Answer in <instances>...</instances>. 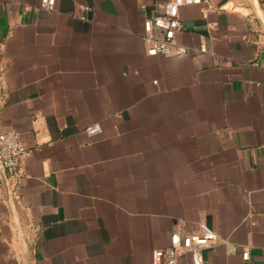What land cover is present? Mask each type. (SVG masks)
<instances>
[{"label": "crops", "instance_id": "obj_1", "mask_svg": "<svg viewBox=\"0 0 264 264\" xmlns=\"http://www.w3.org/2000/svg\"><path fill=\"white\" fill-rule=\"evenodd\" d=\"M170 1L0 0V131L30 151L0 264H154L201 223L204 264H264V0L183 6L181 52L150 56Z\"/></svg>", "mask_w": 264, "mask_h": 264}, {"label": "built area", "instance_id": "obj_2", "mask_svg": "<svg viewBox=\"0 0 264 264\" xmlns=\"http://www.w3.org/2000/svg\"><path fill=\"white\" fill-rule=\"evenodd\" d=\"M57 0H40L41 8L47 11L55 9ZM208 0H171L163 10L145 21L144 39L148 44L147 52L150 56H170L180 53L177 45V34L182 29L180 9L187 5L207 4ZM83 10H87L85 6ZM89 136L102 133L100 126L87 129ZM30 151L20 136L11 130L0 131V181L7 174L19 172L21 162ZM218 240V235L206 223L199 225L194 234L181 235L177 231L171 235L168 247L153 252L154 264H179L181 254L189 253L195 264H204L203 250L212 246ZM249 258V252L244 253V259Z\"/></svg>", "mask_w": 264, "mask_h": 264}]
</instances>
